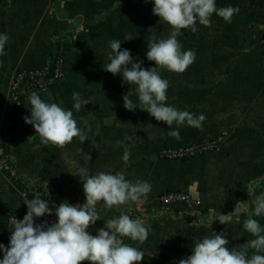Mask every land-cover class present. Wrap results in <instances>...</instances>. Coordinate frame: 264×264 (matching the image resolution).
Segmentation results:
<instances>
[{"label": "crops", "instance_id": "0c3cea01", "mask_svg": "<svg viewBox=\"0 0 264 264\" xmlns=\"http://www.w3.org/2000/svg\"><path fill=\"white\" fill-rule=\"evenodd\" d=\"M229 5L239 8L231 23L213 13L210 27L197 22V32L183 29L177 37L183 50L196 53L184 73L157 68L169 81L167 105L206 116L200 129L180 126L177 140L147 111H128L123 95L129 88L134 92L135 86L104 70L110 63L111 40H121V50H129L133 62L143 61V68L156 66L146 56L148 41L153 36L166 39L172 29L153 14V0H0V34L9 36L6 55L0 56V139H8L14 164L13 172H0V244L10 245L7 215L26 214L25 202L37 192L46 202L82 206L86 197L77 175L81 167L89 175L123 173L133 183L139 179L151 184L150 193L138 202L100 208L101 202V219L87 229L95 236L107 220L135 209L131 218L142 219L150 228L148 238L143 243L123 240L144 253L140 264H178L213 232L224 233L229 250L255 239L243 227L247 215L220 224L208 214L209 208L217 214L231 213L238 201L255 200L264 192V179L252 197L246 188L264 178V0H216L217 8ZM127 34L133 39L125 40ZM57 51L66 61L65 77L36 93L71 110L77 126L87 132L83 143L77 137L63 148L42 144L34 127L25 123L24 117L31 114L29 98L20 111L11 97L17 71L45 67ZM75 92L89 101L78 112ZM130 98L139 103L135 94ZM221 133L226 141L217 151L189 160L159 156L164 146ZM125 147L131 153L127 163L122 159ZM171 189L188 192L199 206L163 209L160 196ZM252 218L264 228V216ZM254 253L248 249L246 258ZM3 255L0 250V260Z\"/></svg>", "mask_w": 264, "mask_h": 264}, {"label": "clouds", "instance_id": "9594fccd", "mask_svg": "<svg viewBox=\"0 0 264 264\" xmlns=\"http://www.w3.org/2000/svg\"><path fill=\"white\" fill-rule=\"evenodd\" d=\"M153 3V14L172 29L168 38L157 40L153 36L148 41L146 56L149 61H154L156 66L143 68V61L133 62L130 51L121 50V40H111V53L108 57L110 63L104 70L113 75H121L124 82L135 86L134 92L129 88L123 95L124 107L128 111H147L156 121L164 122L168 126V136L179 140L180 126L186 124L200 129L206 116L202 113L196 115L189 111L177 110L167 105L169 81L161 77L157 68L184 73L194 63L196 53L182 49V44L177 39L181 31L190 29L193 33L197 32V22L210 27V17L213 13L231 23L239 8L231 5L217 8L216 0H153ZM124 39L130 41L133 36L127 34ZM8 40L6 33L0 34V56L6 55L5 45ZM133 94L138 97V104L130 98ZM72 99L77 112L89 103L88 99L81 98L78 92L73 93ZM47 101L49 100L42 99L38 93L33 92L29 97L30 117H24L25 123L34 127L41 143L63 148L77 137L83 143L87 139V132L77 126L73 112L65 110L55 102ZM174 123L177 127L172 129ZM85 125L87 126V121ZM96 134H99L98 130ZM130 154V149L125 147L122 157L125 163L129 161ZM87 159L91 157L88 156ZM77 175L83 182L85 203L82 206H73L67 201L62 202L54 209L56 222L51 226L47 222L35 224L34 218L53 214L41 194L35 193L33 199L25 202L27 213L23 219L18 220L16 216L11 218L13 229L9 238L10 245L5 248L0 244V250L4 252L0 264H84L85 261L89 264H140L144 253L124 243L123 238L127 237L140 243L146 241L150 228L142 219H133L130 215L122 213L118 218L107 220L105 227L99 229L95 236L87 229L101 219L97 207L101 202L100 208L138 202L150 193L151 184L139 179L133 183L126 180L123 173L100 172L89 175L88 170L83 167L78 170ZM261 179L264 178L253 180L246 186L250 197L260 186ZM128 211L131 212V208ZM208 214L212 221L218 220L220 224L230 223L234 216L247 215L243 227L255 239L249 240L239 249L229 250V241L224 233L213 232L211 237H204L202 241L197 242L192 255L180 259L178 264H264V255L256 254L264 252V228L252 218L253 215L264 216V192L256 196L255 200L238 201L231 213L217 214L215 209L209 208ZM248 249L255 250L251 258H246Z\"/></svg>", "mask_w": 264, "mask_h": 264}, {"label": "built area", "instance_id": "2783aa9c", "mask_svg": "<svg viewBox=\"0 0 264 264\" xmlns=\"http://www.w3.org/2000/svg\"><path fill=\"white\" fill-rule=\"evenodd\" d=\"M262 57L264 68V37ZM52 66L53 70L51 73L50 69ZM66 68V61L60 54L57 57H51L49 64L45 67H26L19 69L11 84V97L17 109L20 111L25 109L27 99L33 92L44 91L60 82L65 77ZM225 141L226 135L221 133L210 139L195 140L184 144L167 145L161 148L159 156L169 160H189L198 155L217 151ZM5 170L10 172L14 171L10 145L6 137L0 139V172ZM160 199L162 207L165 210H172L178 204H185L190 209H195L199 206V200L182 190H167L161 194ZM47 203L49 204V208L53 211V214H45L42 217L34 218L35 224L44 222L53 224L56 222L57 217L55 216L54 209L60 204L54 200H49ZM128 209L124 211V214L134 217L136 215L135 209L131 208V212H129ZM25 215L26 214L9 213L6 217L9 229H13L10 222L13 216H16L18 220H22Z\"/></svg>", "mask_w": 264, "mask_h": 264}, {"label": "trees", "instance_id": "16d2710c", "mask_svg": "<svg viewBox=\"0 0 264 264\" xmlns=\"http://www.w3.org/2000/svg\"><path fill=\"white\" fill-rule=\"evenodd\" d=\"M58 55H60V53L57 51V52H55V53L53 54L52 57H57ZM52 70H53V66H52L51 69H50V72H51V73H52Z\"/></svg>", "mask_w": 264, "mask_h": 264}, {"label": "rangeland", "instance_id": "374dc122", "mask_svg": "<svg viewBox=\"0 0 264 264\" xmlns=\"http://www.w3.org/2000/svg\"><path fill=\"white\" fill-rule=\"evenodd\" d=\"M97 235V234H96ZM94 236V235H93Z\"/></svg>", "mask_w": 264, "mask_h": 264}]
</instances>
